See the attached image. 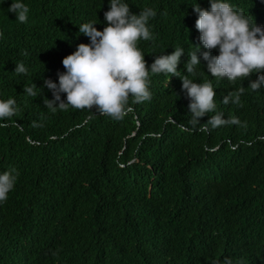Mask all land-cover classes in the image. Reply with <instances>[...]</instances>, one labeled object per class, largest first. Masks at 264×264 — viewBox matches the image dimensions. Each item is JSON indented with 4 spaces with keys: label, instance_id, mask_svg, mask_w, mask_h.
I'll use <instances>...</instances> for the list:
<instances>
[{
    "label": "trees",
    "instance_id": "1",
    "mask_svg": "<svg viewBox=\"0 0 264 264\" xmlns=\"http://www.w3.org/2000/svg\"><path fill=\"white\" fill-rule=\"evenodd\" d=\"M11 2L0 0V99L16 98L19 124L0 128V171L15 168L18 179L0 203V264H264V87L249 86L258 74L219 79L202 56L188 74L211 81L216 111L240 124L191 130L190 99L170 73L151 74V98L129 97L121 119L95 106L52 112L44 80L58 83L64 57L90 43L80 23L103 29L109 0H26V22L8 12ZM128 2L137 14L157 11L154 40L138 45L149 67L179 46L186 74L188 52L202 43L196 0ZM232 3L264 25V0ZM20 61L28 73L13 72ZM34 82L43 91L29 97L24 84ZM241 87L239 104L223 103Z\"/></svg>",
    "mask_w": 264,
    "mask_h": 264
},
{
    "label": "clouds",
    "instance_id": "2",
    "mask_svg": "<svg viewBox=\"0 0 264 264\" xmlns=\"http://www.w3.org/2000/svg\"><path fill=\"white\" fill-rule=\"evenodd\" d=\"M109 4L110 8L104 12L103 29L96 27L94 20L79 24L80 33L87 35L90 43H80L73 53L64 57L66 70L58 74L59 82L51 78L44 80L45 86L53 92V98L44 100L48 110L55 112L69 106L93 109L95 106L99 113L121 119L130 110L129 97L136 102L151 98V74L170 73L181 77L182 87L190 99L188 124L191 130H198V125L199 130H207L209 126L241 123L237 116L226 117L216 111L217 93L211 81H197L188 74H198L202 56L213 77L235 82L255 73L257 78L251 80L249 86L253 90L264 87V25L236 8L232 0H210V8L202 7L196 0L191 5L198 13L195 23L202 43L195 44V49L188 52L187 73L182 75L178 66L184 47H174L171 53L157 55L149 67L145 53L138 46L141 40H154L149 21L157 16L155 8L143 7L137 14L131 11L128 0H109ZM7 9L16 13L18 21H27L30 6L26 0H12ZM212 49H218V54L213 55ZM22 54L27 56V49ZM28 71L26 64L20 61L13 72L26 74ZM24 88L29 97H38L43 91L35 82L24 84ZM243 92L244 87L229 92L223 96V103L239 104ZM18 110L15 97L0 99V128L10 122L19 124L11 121ZM209 113L207 122L201 123V118ZM17 179L15 168L0 171V203L8 199Z\"/></svg>",
    "mask_w": 264,
    "mask_h": 264
}]
</instances>
